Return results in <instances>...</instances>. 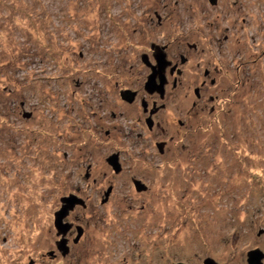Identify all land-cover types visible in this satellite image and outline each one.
I'll use <instances>...</instances> for the list:
<instances>
[{
  "label": "rangeland",
  "instance_id": "obj_1",
  "mask_svg": "<svg viewBox=\"0 0 264 264\" xmlns=\"http://www.w3.org/2000/svg\"><path fill=\"white\" fill-rule=\"evenodd\" d=\"M195 45L216 47L214 113L208 100L193 108L199 81L183 65L167 74L163 132H149L140 103L116 96L146 95L142 56L161 54L159 70L180 52L194 65ZM72 194L84 205L64 219L65 241L75 233L62 255L55 215ZM104 226L128 254L102 258ZM255 249L264 253V0H0V264H247Z\"/></svg>",
  "mask_w": 264,
  "mask_h": 264
},
{
  "label": "flooded vegetation",
  "instance_id": "obj_2",
  "mask_svg": "<svg viewBox=\"0 0 264 264\" xmlns=\"http://www.w3.org/2000/svg\"><path fill=\"white\" fill-rule=\"evenodd\" d=\"M188 48L195 51L196 53L199 52L198 56L196 54H195L196 56H193L194 58H196L194 65H192L193 60H192V57L190 55H188V54L185 55L184 53L182 54V52H180L177 56V58L179 59L178 64L177 63H175V64L166 63L163 66L164 69L162 68L159 70L158 66H157L159 64H157L155 67V64H153V61H154L155 57H156V61H157V59H159L161 54L156 53V55H154L152 53L153 61L151 60V57L148 54L142 56V58L144 57L143 58L144 64L149 68V75L147 76V80L149 78L153 79L155 86L151 87V89H154V90L147 92L145 90V83H144V90L146 92V95L140 96L139 95L140 91L139 92L133 91L132 89H130L128 87L129 90H128V88H125L124 90H122V92L121 91L119 92L118 96H116V97L120 98V100L122 102L126 103L127 105L128 104L132 105V104H135L138 102L140 103L141 110L144 113V115H146L145 126L149 132H152L154 130L155 125H156L155 127H158L163 132L162 127H159V122L156 121L157 120L156 116L161 110L166 108L165 107L166 103L169 102V99H167L168 98L167 97L168 96V94H167V86H168L167 74L169 76H173L175 74H178V76L183 75V71L180 70V67L182 68L183 65H185L186 67L188 66L191 69H192V67H194L195 70H192V72L195 71L197 73L195 80L199 81L198 85L193 90V93H194V96L196 99V103H193V108L196 109L197 107H199V110L201 112L204 111V109L206 108V105H207L206 100H208L209 105H211V108H210L211 113H214V111H215V109L212 105L217 101V96L212 95L209 92V89L215 88V86L217 84L216 73H219V70L216 69L215 67H213L214 62H215V49H216V47H207V48H201L200 49L199 47H196V45H195V47H188ZM151 49L156 50L157 48L151 47ZM211 63H212V66H211ZM160 81L164 82V86L162 88V91L159 90L158 86L156 85L157 83H160ZM178 84H179V82L176 79H174L172 81V88L173 89L177 88ZM169 96H170V94H169ZM205 102H206V104H205ZM176 123L180 129V130L178 129V132L182 131L183 127H185V123L182 122L181 120H178V119L176 120ZM105 135L110 136L111 134H109V131L107 130L105 132ZM171 140H173V139H171ZM154 145L159 146V149L161 150L160 153H163L168 144L164 141L155 140ZM131 181H132V184L135 185V182H137V179L132 178ZM104 194L106 195V199H107V197H108L107 191ZM87 227L88 228L85 229L84 234H83L82 229L77 231V228H76L75 231H76V233L78 232V236H80L82 234H83V236L87 235V229H89V226H87ZM54 228H55V225H54ZM71 230H72V228H71ZM97 230H93V233H96ZM114 231H116V227L108 228L107 226H104V229H103L102 235H101V237H103L102 238L103 241L101 242V244L104 243V246L99 247V249H101L99 251V254L102 256L103 259H107V260L117 259L120 256H125L129 252L127 250L130 248L128 243L123 242L122 244H119L118 240L112 238V233H114ZM123 231H124V229H123ZM98 232H100V230ZM74 233H71V231L68 233L67 236H68L69 241H70V238H72ZM79 233H80V235H79ZM104 239L107 240V242H105ZM69 241L67 242V246H66L67 250H68L67 254L69 253V250H70ZM72 243L76 244V245L78 244V243H75L74 240L72 241Z\"/></svg>",
  "mask_w": 264,
  "mask_h": 264
},
{
  "label": "water",
  "instance_id": "obj_3",
  "mask_svg": "<svg viewBox=\"0 0 264 264\" xmlns=\"http://www.w3.org/2000/svg\"><path fill=\"white\" fill-rule=\"evenodd\" d=\"M209 1H210L209 3L212 5H214L216 3V0H209ZM154 86H155V83H154L153 79L149 78L147 80V83L145 84L146 91L149 92L151 90H154V89H151V87H154ZM163 86H164V82L160 81L159 86H158L159 90L162 91ZM117 159H118V156L113 155L111 158H109L107 160V163H109L110 165L112 164V166L114 165L113 167H115V169H116L115 171L117 172L119 170L117 172V173H119L121 171V169H120V166L117 164ZM135 185H136V187L138 185H140L141 187L145 188V186L143 184H141L140 182H135ZM137 189L139 190L140 187H137ZM62 202L64 203V206L61 208V210L58 213H56L54 225H55V229L60 234H62V236H63L62 241L58 244V250L60 252H62V255H63V254H66L68 252L67 247H66L67 242L64 239V235L68 231V229L70 228L69 224L63 223L64 219L66 218L69 210L70 209L72 210V207L75 204H79L81 206H83L84 204H83V201L80 200L79 198H77L75 195H70V197L64 198L62 200ZM79 235H80V233H79ZM76 242L77 241H75V243ZM49 255H52V252L49 253ZM263 260H264V253L259 249L251 250L247 253V264H263ZM203 264H218V263L215 262L214 260L210 259V258H207L204 260Z\"/></svg>",
  "mask_w": 264,
  "mask_h": 264
},
{
  "label": "trees",
  "instance_id": "obj_4",
  "mask_svg": "<svg viewBox=\"0 0 264 264\" xmlns=\"http://www.w3.org/2000/svg\"><path fill=\"white\" fill-rule=\"evenodd\" d=\"M31 57L33 58V57H35V56L33 55V56H31ZM13 65H14V63H13L12 65H10V67L13 66ZM14 68H15V67H14ZM16 70H17V69H16ZM22 79H24V78H22ZM9 90H12V89H11V88L8 89L7 87L4 88V91H5L6 93H9ZM5 110H8V107H7V106H6V109H5Z\"/></svg>",
  "mask_w": 264,
  "mask_h": 264
}]
</instances>
